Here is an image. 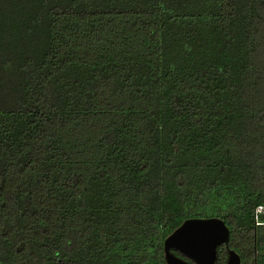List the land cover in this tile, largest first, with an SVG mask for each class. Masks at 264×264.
Masks as SVG:
<instances>
[{
    "label": "trees",
    "instance_id": "trees-1",
    "mask_svg": "<svg viewBox=\"0 0 264 264\" xmlns=\"http://www.w3.org/2000/svg\"><path fill=\"white\" fill-rule=\"evenodd\" d=\"M258 206L264 0H0V264H166L211 216L264 264Z\"/></svg>",
    "mask_w": 264,
    "mask_h": 264
},
{
    "label": "water",
    "instance_id": "water-1",
    "mask_svg": "<svg viewBox=\"0 0 264 264\" xmlns=\"http://www.w3.org/2000/svg\"><path fill=\"white\" fill-rule=\"evenodd\" d=\"M230 235L229 226L218 216L187 218L164 240L166 264H191L190 260L217 264L221 245L227 246L225 264H242L240 253L229 247Z\"/></svg>",
    "mask_w": 264,
    "mask_h": 264
},
{
    "label": "built area",
    "instance_id": "built-area-1",
    "mask_svg": "<svg viewBox=\"0 0 264 264\" xmlns=\"http://www.w3.org/2000/svg\"><path fill=\"white\" fill-rule=\"evenodd\" d=\"M260 212H264V206H258V208L256 209V216H255V218H256V223L257 224H261L262 223V222L259 221V217H258V214Z\"/></svg>",
    "mask_w": 264,
    "mask_h": 264
}]
</instances>
